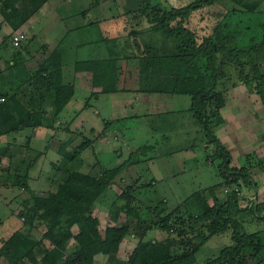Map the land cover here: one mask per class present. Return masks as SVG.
Segmentation results:
<instances>
[{"label": "rangeland", "instance_id": "rangeland-1", "mask_svg": "<svg viewBox=\"0 0 264 264\" xmlns=\"http://www.w3.org/2000/svg\"><path fill=\"white\" fill-rule=\"evenodd\" d=\"M193 1L195 0H46L43 3L47 5L46 15H43L40 23L36 25L41 37L37 35V39H34L29 29L30 25H27V21L36 10L31 8L32 3L29 0H2L0 2V23L4 22L10 27L0 34L1 37L7 42L12 35L18 32L25 36L18 47L19 50L16 51L19 55L18 76L22 79L20 86L34 83L39 74L47 77L52 71L60 70L59 78L57 77L59 84L71 87L74 81H65V76L68 77V75L63 72V67L65 71L72 62L80 64L92 57L97 63L95 69L99 67V60H117V73L114 80L118 81V83L112 80L102 82L99 86L96 82L90 83L84 79L82 105L75 114L72 112L58 114L55 88L52 87V84L56 86L57 80L50 84L51 89L42 93L43 100L47 97L49 101L45 108L46 111L50 110L55 115L54 123L64 116L68 127L56 130L51 136L55 138L54 141L49 140L46 147L40 144L41 147L38 150L46 148L45 154L38 160L36 159L35 174L27 182L26 189L19 188L14 178L7 180L17 188L14 194L17 204L13 201L11 211L14 216L10 215L8 210L0 212L5 215L3 217L5 220H2L4 224L1 223L0 229L2 227L5 230L7 224L12 226V228L8 226L10 229L0 236V247L2 241L10 236L7 235L10 230L18 231L22 238L26 236L25 227L22 225L24 220L20 218V214H24L21 208L27 206L30 200L38 205L40 197L55 193L58 185L63 183L64 175L68 170L87 173L95 164L107 170L117 167L128 159L129 153L139 149V146L148 140L147 137L157 145L158 154L138 155L136 164L119 174L114 184L105 192L104 202L116 201L117 205L127 201L131 191L138 192L142 202L138 205V214L147 219L146 222L140 223V226L133 224L132 227L134 226L135 229L131 227L130 232L119 243L118 250L113 257L117 262L131 261L135 251L143 250L142 248L145 247L143 244L147 240L172 241L165 250L157 246L159 250L157 247L149 248L150 255L145 252L151 257L148 260L152 264L161 263L168 254L181 255L185 252L188 254L193 252L195 259L193 264H211L209 261L217 257L222 248L231 244L230 230L222 235L210 236L203 242L202 238L209 235L207 230L209 221L195 220L199 213L194 211L197 205L191 198L193 193L202 190L201 192L207 195L208 205L213 203L212 196L207 194L206 190L219 179L216 176V166L219 160L214 153V149L219 150L216 148L217 144L230 154L229 166L245 167L253 182L252 185L243 187L238 193V210L232 218L241 224L242 232L264 234V209L262 208L264 206V107L258 95L248 94L250 91L239 82L234 71L228 69L229 80L224 81V85L228 87L225 91V98L231 107L237 109L236 113L234 112L231 116L240 117L242 115V117L231 118L230 116L231 123L228 131H232L233 123L237 126L241 125L243 129H239L241 131L239 137L234 133H227L226 138L233 141V143L229 142L230 145H224L223 140H226L222 135H218L219 127L208 133L210 138L203 136L204 127L207 128L208 125L205 123L202 128L192 118L190 112H187L190 104L187 95L166 93L162 95L164 100L156 99L159 107L169 117L166 122L158 117L159 110L156 106H152L153 110L152 107L150 108L155 116L149 119H146L147 116L140 118L146 115L144 106L150 105V96L154 92L143 93V101H138L134 97L138 92L133 91L140 88L138 68L135 65H138L140 57L168 54L173 49V41L161 30L154 28L155 24H151L150 19L157 21L156 9H179ZM251 1L257 5L253 12L246 11L241 4L232 0H218L213 6H205L192 12L185 20V26L196 33L197 40L207 36L216 27L215 30L221 34L219 39L226 44L233 42L241 47H249L264 43V0ZM20 3L21 5L24 3L26 8L23 14L21 12L25 19L18 28H15L13 23L17 22L18 17L14 14V6L19 7ZM58 5H65L66 8L59 9L56 7ZM28 7L29 11H27ZM235 9H239V12ZM68 12L78 13V18L74 20L75 18L66 17L65 14ZM81 12L85 14L82 15ZM5 15H8L9 19H6ZM94 21H100L99 25ZM79 22L83 25L81 24L76 29ZM96 36L97 47L94 46ZM104 36H108L112 41L106 44L103 40ZM42 37L46 42L42 40ZM103 42L112 50V53L103 49L105 48ZM76 44L80 46L78 49ZM92 49L99 53L91 57ZM61 50L64 52V59L60 56ZM256 58L264 68V47L256 53ZM59 64L60 68H54ZM123 74L128 76L124 78ZM232 81L238 84L230 87ZM96 86L100 87L97 91L99 96L94 91ZM122 87L129 94L119 92L123 90ZM111 90H114L113 97L106 99L103 95L112 92ZM0 91L7 95L4 88ZM122 102L128 105L119 106ZM12 103L18 105L15 100ZM228 109L226 108V111ZM112 114L115 117L110 116ZM122 115L127 117L126 121L118 124L124 119L119 117ZM135 115H138L139 120L132 119ZM107 117L110 118L106 119ZM189 144H192L190 150L186 147L187 152L179 151L182 146ZM30 152L21 166L19 165L16 171L13 170L15 172L13 176L16 173L23 174L29 158L36 157L38 153V151ZM98 153L101 155H97ZM188 156L191 159L195 156V161L193 159L186 161L185 157L187 159ZM216 192L222 200L225 199L224 190L221 192V189H217ZM0 196L4 201L13 195L1 193ZM159 196L166 201V209L161 216L169 215V220L175 225L170 232L161 230V224L155 225L158 218L155 212L148 211L145 205L150 199ZM27 197H30V200ZM187 197L190 198L184 203ZM99 200L98 198L93 203L91 213L98 219L100 232L103 233L107 226L115 223L110 220L108 205H104L102 201L97 203L100 202ZM128 218L124 213H120L116 225L124 223ZM135 222L137 223L136 220ZM34 224H37L35 229L26 237L28 242H25L20 250L26 252L25 249L31 248V252L36 253L40 260V257L51 251L54 245L45 222L36 220ZM149 225H151L149 229L146 228L144 236L140 238L143 227ZM76 233L77 228L74 226L68 232L67 240L70 241ZM142 256L143 254L140 255V260ZM107 260V255L97 254L90 264H108ZM145 263L149 262L145 261ZM0 264H7L4 257H0ZM135 264H138V258ZM261 264H264V261Z\"/></svg>", "mask_w": 264, "mask_h": 264}, {"label": "trees", "instance_id": "trees-1", "mask_svg": "<svg viewBox=\"0 0 264 264\" xmlns=\"http://www.w3.org/2000/svg\"><path fill=\"white\" fill-rule=\"evenodd\" d=\"M29 1L32 3V9H38L46 0ZM217 1L195 0L179 9H156L158 19L157 21L153 19L155 22L150 19V22L155 24L154 28L161 30L173 41V49L168 54L140 57L139 66L135 65L138 68L137 76H139L140 85L137 91L183 94L189 97L188 111L192 117L202 128L205 123L208 125L207 128L204 127V137H209L208 133L213 132L222 123L219 109L226 104L225 91L228 87L224 85V81L229 80L228 69L236 73L239 82L244 84L251 93L259 96L264 106V68L256 58V53L264 47V43L249 47H241L233 42L226 44L219 39L221 34L215 30L216 27L207 36L197 40L196 33L185 26V20L192 12L205 6H213ZM232 1L241 4L249 12H253L257 6L251 0ZM24 9H26L24 3L22 5L20 3L19 7L14 6V14L18 17L17 22L13 23L15 28L24 22L25 17L22 15ZM29 10L28 7L27 11ZM235 11L239 12V9ZM6 19H9L8 15ZM116 63L115 59L99 60V67L95 69L97 63L92 59L80 62L85 70L92 71L95 80L110 81L116 77ZM54 68H60V64ZM59 72L60 70L52 71L47 77L39 74L34 83L20 86V91H15L12 96H4L5 100L0 103V135L15 133L27 127L40 126L43 122L55 121V115L51 118L46 107L43 106L48 102L47 97L43 100L42 93L51 89L50 84L57 80L56 86L52 84V87L55 88L58 109L62 108L73 94L72 87L59 84L57 79ZM237 84L236 81H232L230 87ZM14 100L18 102V105H13ZM216 148L219 149H214L215 157L219 160L216 166V176L219 179L206 190L207 194L212 196V205H208L207 195L201 192L202 190L191 195L197 205L194 211L199 213L195 220L209 221L207 226L209 235L202 238L203 242L210 236L222 235L229 230L231 233V244L222 248L218 256L209 262L211 264H261L264 261V234L259 232L246 234L242 232L241 224L232 218L238 210V193L243 187L252 185L253 182L245 167H230V154L218 144ZM147 153L158 154L157 145L151 141H145L139 149L129 153L127 160L108 170L98 164H95L87 173L68 170L64 175L63 183L58 185L55 193L40 197L38 205L32 203L30 197H27L30 203L27 206L23 205L21 209L24 214H20V218L24 220L22 225L25 227L26 236L22 238L18 231H13L2 241L0 257H4L7 264H90L95 255L103 254L108 256V264H135L137 258L138 264H152L148 260L151 258L148 256L149 248L158 246L161 250H165L172 241L147 240L143 244L145 246L143 250H136L131 261L126 263L117 262L113 258L119 243L130 232L132 225L140 226V223L147 221L146 217L138 214V205L142 203L139 193L131 191L129 199L119 205L116 201L104 202L105 192L114 184L116 177L136 164L138 155L143 156ZM14 179L19 188L26 189V185L28 186L26 173H16ZM217 189H221V192L224 190L225 199L222 200L219 197ZM98 198L100 202L97 203L102 201L104 205H108L110 220L115 223L107 226L103 233L100 232L98 219L91 213L93 203ZM189 198H185L184 203ZM145 205L148 211L155 212L158 218L155 225L161 224V230L170 232L175 225L169 220V215L161 216L166 209L165 199L159 196L150 199ZM262 208L264 209V206ZM245 211L249 212L247 209ZM120 213L130 218L116 225ZM36 220L45 222L54 245L51 251L40 257V260L36 253L31 252V248L25 249L26 252L20 250L24 247V243L28 242L26 237L35 229ZM74 226L77 228V233L68 241V232ZM134 226L132 229H135ZM150 226L143 227L140 238ZM145 252H148V255ZM141 254H143L142 260H140ZM193 263H195L193 252L189 254L185 252L181 255L168 254L159 264Z\"/></svg>", "mask_w": 264, "mask_h": 264}, {"label": "crops", "instance_id": "crops-1", "mask_svg": "<svg viewBox=\"0 0 264 264\" xmlns=\"http://www.w3.org/2000/svg\"><path fill=\"white\" fill-rule=\"evenodd\" d=\"M46 7H47V5L43 4L41 7L36 9L35 12L33 13V15L29 18L30 21L29 20L27 21V25L28 26L30 25L29 29H31L32 34L34 35V39H37V35L39 38H41L39 31H37L39 28H37L36 25L38 23H40V18H43V15H46V10H47ZM56 7L59 9L60 8H66L65 5H58ZM77 14L78 13L73 14L72 12H68L65 15H66V17H69L70 19L75 18L74 20H76L78 18ZM83 14H85V12L82 13V15ZM81 20L83 22V19H81ZM94 22H95V24H98V25L100 23V21H94ZM81 24L82 23L79 22L78 25H76V29ZM84 24L86 25L87 23H84ZM92 25H94V24H92ZM9 28L10 27L6 26V24L4 22L0 23V34H2L5 30H8ZM42 40L44 42H46V40L43 37H42ZM103 40L105 41L106 44H108L109 42L112 41L111 38H109L108 36H104ZM0 42H1L0 44L2 45V46H0V89L4 88L5 91H7V95L12 96L15 93V91H17V92L20 91V85L22 83V79L18 76V73H19V68H18L19 67L18 66L19 65L18 64L19 63V59H18L19 55L16 54L17 53L16 51L19 50V48L18 47L15 48L12 46L11 38L7 42H5L4 39L0 35ZM105 43L103 44V46L105 45V48H103V49H106V50L110 51L109 53H112V50ZM36 44H38V42ZM97 44H98V42H97V36H96V42L94 43V46L97 47ZM79 47H80L79 44H76V48L78 49ZM98 48H100L99 45H98ZM98 53H99V51L97 52V50H96V52H94V49H92L91 57L93 54L97 55ZM60 54H61L60 55L61 58L64 59V52L62 50L60 51ZM88 59L93 60V57L88 58ZM71 65H69V67L65 71H64V67H63V72H65V74L68 75V77L65 76V79H66L65 81H68V82H71V80L74 81L73 82L74 85L71 86L73 94H72L71 98L68 100V102L65 105H63L62 108L59 109V113H58L59 115H63L66 113H71V112L74 114L77 113L80 106L82 105L84 79H86V81L90 82V83L96 82V85H99V86H100V83H102V82L104 83V82L110 81L108 79H106V80H95L93 77L92 71L85 70L81 66V64H74L72 62ZM123 76H124V78H126L128 75L123 74ZM63 81H64V75H63ZM112 81L114 83L115 82L118 83V81H115L114 79H112ZM91 86L93 87V85H91ZM99 86L98 87L96 86V88H94L95 92L100 90ZM118 90H116V92ZM125 90L126 89L123 88V90H119V92L128 93ZM111 91L112 92L107 93L106 95H103V96L106 99L112 98L113 97L112 94L114 93L113 92L114 90H111ZM133 92H138V93H135L137 95H134V97L138 101H143V95L142 94L143 93L146 94V92H142V91H140V92L139 91H133ZM151 93H153V92H151ZM248 94L252 95L251 92H249ZM5 95L6 94H3L0 91V97H4ZM162 95H166V94L165 93L160 94V93L154 92V94H152L150 96L151 97L150 98V100H151L150 105L144 106L145 107L144 113L146 115L140 116L141 119L145 118V116H147L146 119H149L152 116H155L154 113H152V111L150 110V108L152 106H154V107L156 106L157 109L159 110V111L157 110L158 111V113H157L158 117H160L161 120L164 122L169 120V117H167L164 110H162L159 107V105L157 104V100H164L163 99L164 97ZM97 96H99L98 92H97ZM47 102L48 103L44 104L43 106H45V107L48 106L49 101H47ZM127 105H128L127 103L122 102V105H119V106L126 107ZM162 105H164V104H162ZM141 106H143V104ZM139 107H140V102H139ZM188 108H187V112H188ZM226 108H229L228 111H226ZM151 109L153 110V107ZM236 111H237V109L231 107V105L227 101H226V104L221 108V111H220L222 123L219 126V129L217 132H219L218 133V135L220 134L219 136L222 135L225 138L226 141L223 140L225 146L230 145L229 142L233 143L232 140L229 141V139L226 138L227 133H229V134L234 133V134H236L237 137H239L238 135L241 133V131L239 129H243V127H241V125L237 126V125H235V123H233V129H231L232 131H228V128H230V123H231L230 116L234 112L236 113ZM47 113H49L51 118H53V112H50V110H49ZM113 115L114 114H112L110 116H113ZM116 116H118V115L116 114ZM113 117H115V116H113ZM119 117H123L124 119L121 120L118 124H122L126 121V118H127L126 116L122 115ZM241 117H242V115L240 117H238V115L231 116V118H241ZM108 118H110V117H107L106 119H108ZM132 119L134 121L139 120V117H138V115H135L132 117ZM240 121H241V119H240ZM67 124H68V122L66 121V118H64V116H62L55 123L54 122L48 123V121H47V122L41 123L40 126L27 127V128H24L23 130L15 132V133H8V134L0 135V194L4 193L5 195H11V194L13 195L12 197H8V198L4 199V201H3L2 196H0V204H1L0 212H2L3 210H8L9 214L14 216V214H12L13 212L11 210H12V205L14 204V202L17 204V201H15V195H14L17 192V188H15L16 187L15 185H12L11 183H9V181H7V180H12L13 178H15V176H13V174L15 173V172H13V170L16 171V168L19 167V165L21 166L23 161H25V159L28 157V154L31 153L30 151H38L36 157L31 158V159L29 158L28 165L25 168V171H23V174L26 173L28 176L27 182L29 180H31V176H34V174H35L34 173L35 172V162H37L36 159L38 160L39 157H43V155L45 154L46 148L44 150H38V149L41 147V145L47 146V144H48L47 142L49 140L54 141L55 138L51 137L53 135V133L56 132V130L67 128L68 127ZM63 125H67V126H63ZM146 139H148L147 141H150L148 137ZM191 145L192 144L182 146L179 149V151H183V152L186 151L187 152L186 147L189 148L188 150H190ZM99 154L101 155V153H98L97 155H99ZM192 159H193V161H195V156H193ZM192 159L190 156H188L187 159L185 157L186 161H189V160L192 161ZM0 216H2V218L0 217V225H2V224H4V223H2V220H5L3 218V217H5V215L3 213H0ZM17 219H18V217H17ZM8 226L12 228V226L9 224H7L5 226V230H4V228L1 227V229H3V231H1V229H0V236L7 229H10ZM12 232H13V230H10V232H8L7 235H10Z\"/></svg>", "mask_w": 264, "mask_h": 264}, {"label": "built area", "instance_id": "built-area-1", "mask_svg": "<svg viewBox=\"0 0 264 264\" xmlns=\"http://www.w3.org/2000/svg\"><path fill=\"white\" fill-rule=\"evenodd\" d=\"M24 34L21 32H18L14 35L11 36V44L13 47L17 48L21 45L23 39H24ZM5 99L4 97H0V103L3 102Z\"/></svg>", "mask_w": 264, "mask_h": 264}]
</instances>
